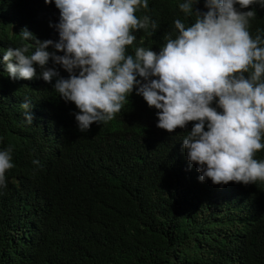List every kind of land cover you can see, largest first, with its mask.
<instances>
[{"label": "trees", "instance_id": "1", "mask_svg": "<svg viewBox=\"0 0 264 264\" xmlns=\"http://www.w3.org/2000/svg\"><path fill=\"white\" fill-rule=\"evenodd\" d=\"M180 2L149 0L159 28L144 46L159 51ZM253 9L250 32L264 35V8ZM58 21L54 3L0 0V150L12 146L14 163L0 189V264H264V182L199 181L182 148L191 123L157 128V110L133 91L111 122L81 133L78 109L38 66L36 78H9L3 50L21 29L56 41Z\"/></svg>", "mask_w": 264, "mask_h": 264}, {"label": "clouds", "instance_id": "2", "mask_svg": "<svg viewBox=\"0 0 264 264\" xmlns=\"http://www.w3.org/2000/svg\"><path fill=\"white\" fill-rule=\"evenodd\" d=\"M43 2L59 10L58 40L21 29L19 46L3 50L9 78H36L38 66L39 77L55 80L53 90L78 109L81 133L111 122L135 91L157 110V128L171 134L192 124L182 148L199 181L264 182V159H256L264 150V35L250 32L253 6L264 8V0H203V10L201 0H182L158 52L144 46L159 28L147 14L149 0ZM137 32L144 33L139 44ZM50 59L67 78L47 67ZM21 108L32 124L30 99ZM12 152L0 150V189L14 167Z\"/></svg>", "mask_w": 264, "mask_h": 264}]
</instances>
